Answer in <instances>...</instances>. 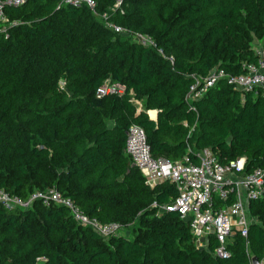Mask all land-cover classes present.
<instances>
[{
  "label": "trees",
  "instance_id": "trees-1",
  "mask_svg": "<svg viewBox=\"0 0 264 264\" xmlns=\"http://www.w3.org/2000/svg\"><path fill=\"white\" fill-rule=\"evenodd\" d=\"M59 0L7 5L0 22V188L29 199L59 189L91 217L117 221L103 236L62 204L28 208L0 203V264H250L264 256V194L250 201L256 221L234 236L230 256L198 248L177 211L158 214L176 189L151 187L126 150L127 130L141 125L154 156L176 160L189 145L210 147L222 163L245 156L243 172L264 168V95L220 80L188 100L195 76L215 68L245 71L264 55V0ZM108 13L107 18L102 13ZM106 19L126 28L116 32ZM16 21V23H12ZM148 33L174 57L142 45ZM108 78L123 94L97 97ZM133 92V93H132ZM138 99L142 109L134 102ZM157 109L154 120L148 110ZM155 114V112H152ZM247 239L249 246H247Z\"/></svg>",
  "mask_w": 264,
  "mask_h": 264
},
{
  "label": "built area",
  "instance_id": "built-area-1",
  "mask_svg": "<svg viewBox=\"0 0 264 264\" xmlns=\"http://www.w3.org/2000/svg\"><path fill=\"white\" fill-rule=\"evenodd\" d=\"M26 0H0V22H9L6 6H18ZM122 1L116 0L113 10H123ZM60 4L75 7L87 6L96 11L97 0H59ZM107 18L108 13L101 14ZM12 23H16L13 21ZM107 26L116 32H126V28L106 19ZM132 39L142 45L157 48L163 57L172 63L174 57L168 55L163 48L148 33L137 32L131 35ZM257 62H244V72L229 73L224 68H215L205 78L195 76L189 88L187 99L192 101L203 97L208 90L220 80L242 90L260 92L264 95V55L260 51ZM126 87L119 81L110 78L105 80L96 89L97 97L112 94H123ZM133 93V92H132ZM134 102L142 104L140 100ZM126 150L135 164L143 173L145 181L151 187H156L163 181H169L175 186V197L163 204L154 202L158 207V214L166 211H177L182 218L190 223L191 233L198 248L210 249V239L213 237L217 244L212 253L216 257L228 258L230 245L234 236L240 233L247 237L250 225L256 217L250 210V201L264 194V168H256L252 172H243L246 157L241 156L229 163H222L210 147L196 148L189 145L185 154L176 160L163 156H154L147 141L145 129L136 123L127 130ZM36 199L44 203H59L67 206L74 218L83 225L90 226L103 236H110L123 232V225L117 221L102 222L89 216L80 205L71 197L65 196L59 189L53 187L46 191H36L29 199L9 193L0 188V203L7 208H28ZM249 246V240L246 241ZM254 255L250 254V264H253ZM264 264V256L259 259Z\"/></svg>",
  "mask_w": 264,
  "mask_h": 264
},
{
  "label": "crops",
  "instance_id": "crops-1",
  "mask_svg": "<svg viewBox=\"0 0 264 264\" xmlns=\"http://www.w3.org/2000/svg\"><path fill=\"white\" fill-rule=\"evenodd\" d=\"M137 105H138V111H140L142 109V104L140 106L139 104ZM152 112H155V114H153ZM148 113L152 119L157 120V109H150L148 110Z\"/></svg>",
  "mask_w": 264,
  "mask_h": 264
},
{
  "label": "water",
  "instance_id": "water-1",
  "mask_svg": "<svg viewBox=\"0 0 264 264\" xmlns=\"http://www.w3.org/2000/svg\"><path fill=\"white\" fill-rule=\"evenodd\" d=\"M157 117H158V110H157ZM253 264H259V257L258 256L253 257Z\"/></svg>",
  "mask_w": 264,
  "mask_h": 264
},
{
  "label": "rangeland",
  "instance_id": "rangeland-1",
  "mask_svg": "<svg viewBox=\"0 0 264 264\" xmlns=\"http://www.w3.org/2000/svg\"><path fill=\"white\" fill-rule=\"evenodd\" d=\"M123 232H128V230H125V229H124Z\"/></svg>",
  "mask_w": 264,
  "mask_h": 264
}]
</instances>
